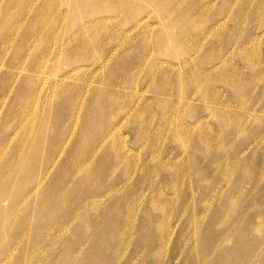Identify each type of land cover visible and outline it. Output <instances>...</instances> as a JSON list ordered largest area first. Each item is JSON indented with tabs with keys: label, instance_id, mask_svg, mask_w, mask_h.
<instances>
[{
	"label": "rangeland",
	"instance_id": "374dc122",
	"mask_svg": "<svg viewBox=\"0 0 264 264\" xmlns=\"http://www.w3.org/2000/svg\"><path fill=\"white\" fill-rule=\"evenodd\" d=\"M112 1L0 0V264H264V0Z\"/></svg>",
	"mask_w": 264,
	"mask_h": 264
},
{
	"label": "bare ground",
	"instance_id": "6f19581e",
	"mask_svg": "<svg viewBox=\"0 0 264 264\" xmlns=\"http://www.w3.org/2000/svg\"><path fill=\"white\" fill-rule=\"evenodd\" d=\"M10 1V0H9ZM112 1V0H111ZM152 1V0H151ZM150 1V2H151ZM113 2V1H112ZM114 2H116V1H114ZM125 2V1H124ZM154 2V1H153ZM75 3H77V2H75ZM86 3V2H85ZM117 3V2H116ZM158 3V2H157ZM149 4H151V3H149ZM153 4V3H152ZM77 5V4H76ZM86 5V4H85ZM85 5H84V7H85ZM88 5V4H87ZM152 6V5H151ZM94 8V7H93ZM60 9H61V7H60ZM58 11V10H57ZM158 12V11H157ZM156 14H158V13H156ZM58 17V16H57ZM160 17V16H159ZM98 22V21H97ZM38 26H39V24H38ZM50 35V34H49ZM33 145V144H32ZM2 195V194H1ZM56 203V202H55ZM64 205V204H63ZM64 207V206H63ZM6 213V212H5ZM2 214V213H1ZM0 221H1V218H0Z\"/></svg>",
	"mask_w": 264,
	"mask_h": 264
}]
</instances>
